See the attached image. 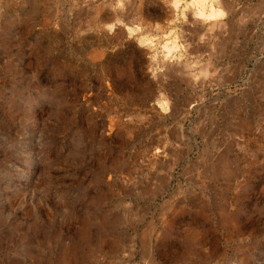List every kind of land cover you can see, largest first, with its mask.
Returning a JSON list of instances; mask_svg holds the SVG:
<instances>
[{"label": "rangeland", "instance_id": "374dc122", "mask_svg": "<svg viewBox=\"0 0 264 264\" xmlns=\"http://www.w3.org/2000/svg\"><path fill=\"white\" fill-rule=\"evenodd\" d=\"M191 1L0 0V264H264V0Z\"/></svg>", "mask_w": 264, "mask_h": 264}, {"label": "bare ground", "instance_id": "6f19581e", "mask_svg": "<svg viewBox=\"0 0 264 264\" xmlns=\"http://www.w3.org/2000/svg\"><path fill=\"white\" fill-rule=\"evenodd\" d=\"M193 1L194 0H192L191 2ZM195 1L198 3V7L196 11H198V13L204 17L206 16L210 18L221 13V9L215 6L217 3H219L220 0H211V3L207 5L204 4L206 0H195Z\"/></svg>", "mask_w": 264, "mask_h": 264}]
</instances>
